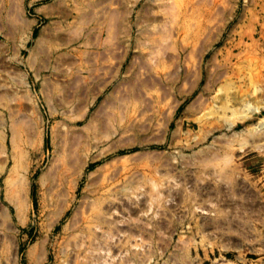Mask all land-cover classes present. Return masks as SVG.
Returning <instances> with one entry per match:
<instances>
[{
	"label": "rangeland",
	"instance_id": "1",
	"mask_svg": "<svg viewBox=\"0 0 264 264\" xmlns=\"http://www.w3.org/2000/svg\"><path fill=\"white\" fill-rule=\"evenodd\" d=\"M0 264H264V0H0Z\"/></svg>",
	"mask_w": 264,
	"mask_h": 264
}]
</instances>
